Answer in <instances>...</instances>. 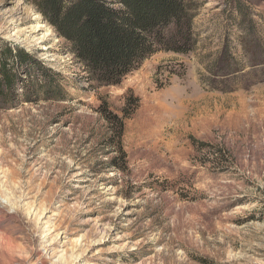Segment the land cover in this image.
Masks as SVG:
<instances>
[{"label": "rangeland", "instance_id": "1", "mask_svg": "<svg viewBox=\"0 0 264 264\" xmlns=\"http://www.w3.org/2000/svg\"><path fill=\"white\" fill-rule=\"evenodd\" d=\"M192 1L191 50L99 85L0 0V48L65 96L0 109V264H264V0Z\"/></svg>", "mask_w": 264, "mask_h": 264}, {"label": "trees", "instance_id": "2", "mask_svg": "<svg viewBox=\"0 0 264 264\" xmlns=\"http://www.w3.org/2000/svg\"><path fill=\"white\" fill-rule=\"evenodd\" d=\"M193 3L192 0H38L48 21L69 40L70 52L87 77L99 85L118 84L125 73L160 47L181 53L191 50ZM20 52L0 48V109L14 107L24 99L37 102L65 98L50 96L58 92L54 76ZM24 73L34 77L33 86L31 90L27 88L26 96H19ZM30 93L34 96H29Z\"/></svg>", "mask_w": 264, "mask_h": 264}]
</instances>
